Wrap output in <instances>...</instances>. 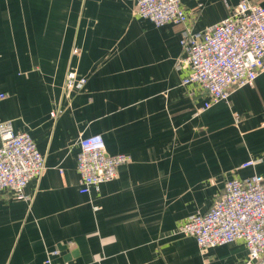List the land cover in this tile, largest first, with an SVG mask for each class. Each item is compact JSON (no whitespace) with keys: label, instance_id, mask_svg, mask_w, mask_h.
<instances>
[{"label":"crops","instance_id":"crops-1","mask_svg":"<svg viewBox=\"0 0 264 264\" xmlns=\"http://www.w3.org/2000/svg\"><path fill=\"white\" fill-rule=\"evenodd\" d=\"M241 1L184 0L187 24L156 27L136 0H0V122L46 158L26 188L32 202L0 196V264L248 263L242 242L201 252L177 234L226 181L264 178V73L203 110L176 65L185 30L220 23ZM71 70L87 83L68 98ZM92 135L131 160L81 194L78 142Z\"/></svg>","mask_w":264,"mask_h":264},{"label":"built area","instance_id":"built-area-1","mask_svg":"<svg viewBox=\"0 0 264 264\" xmlns=\"http://www.w3.org/2000/svg\"><path fill=\"white\" fill-rule=\"evenodd\" d=\"M136 1L135 15L156 27L188 22L184 0ZM229 11L223 21L199 33L185 30L181 41L183 55L176 64L186 73L181 85L200 89L207 98L203 110L228 100L235 89L253 86L264 73V7L243 0ZM86 83L87 78L69 71L65 95L69 98L78 93ZM6 97L0 93V99ZM60 113L52 112L51 118L57 119ZM0 135V196L8 193L16 200L30 203L32 197L26 188L45 173V155L29 134L15 133L11 121L0 122ZM78 146L81 194H90L115 180L119 168L131 160L126 154H109L101 135L80 138ZM255 164L250 161L242 167ZM177 234L195 239L201 252L242 242L248 250L247 264H264V178L254 175L226 181L211 208L188 218Z\"/></svg>","mask_w":264,"mask_h":264}]
</instances>
